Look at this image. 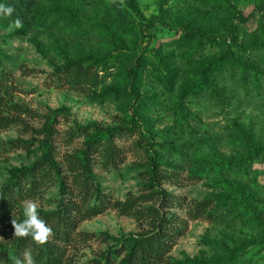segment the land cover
Instances as JSON below:
<instances>
[{"label":"rangeland","instance_id":"1","mask_svg":"<svg viewBox=\"0 0 264 264\" xmlns=\"http://www.w3.org/2000/svg\"><path fill=\"white\" fill-rule=\"evenodd\" d=\"M0 5V264H264V0Z\"/></svg>","mask_w":264,"mask_h":264},{"label":"clouds","instance_id":"2","mask_svg":"<svg viewBox=\"0 0 264 264\" xmlns=\"http://www.w3.org/2000/svg\"><path fill=\"white\" fill-rule=\"evenodd\" d=\"M14 9L0 5V14L11 16ZM16 28L22 27L21 21L16 19L13 22ZM40 205L36 200H25L22 202L23 219L11 220L13 235L16 238H31L37 245L46 244L53 236L52 228L39 215ZM12 264H36L31 248H25L20 256H10Z\"/></svg>","mask_w":264,"mask_h":264},{"label":"trees","instance_id":"3","mask_svg":"<svg viewBox=\"0 0 264 264\" xmlns=\"http://www.w3.org/2000/svg\"><path fill=\"white\" fill-rule=\"evenodd\" d=\"M122 46L128 47V46H126L125 44H123ZM255 80H256V82L259 81L258 78H255ZM258 93H260V95L263 94L262 91H259ZM259 150H260L259 153H262V154L264 155V149H263V148H259ZM48 152H49V151H48ZM48 152L44 154V158H47V159H49L51 162H53V160H52V158L50 157V155H49ZM142 240L145 241L144 237H138V238H136L134 241H132V243H131V249L134 250V251H136L137 248L139 247V243H140ZM132 252H133V251H132ZM121 264H133V260L131 259V257H128V258L123 259L122 262H121Z\"/></svg>","mask_w":264,"mask_h":264}]
</instances>
